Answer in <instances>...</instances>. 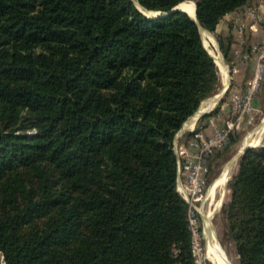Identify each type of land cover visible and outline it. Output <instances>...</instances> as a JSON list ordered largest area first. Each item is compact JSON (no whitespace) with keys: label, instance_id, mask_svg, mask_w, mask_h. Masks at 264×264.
Listing matches in <instances>:
<instances>
[{"label":"trees","instance_id":"1","mask_svg":"<svg viewBox=\"0 0 264 264\" xmlns=\"http://www.w3.org/2000/svg\"><path fill=\"white\" fill-rule=\"evenodd\" d=\"M186 1L0 0V264H193L174 138L220 88L201 29L233 67L216 28L253 0L142 12ZM227 188L223 236L264 264V146Z\"/></svg>","mask_w":264,"mask_h":264},{"label":"built area","instance_id":"2","mask_svg":"<svg viewBox=\"0 0 264 264\" xmlns=\"http://www.w3.org/2000/svg\"><path fill=\"white\" fill-rule=\"evenodd\" d=\"M243 10L240 21L231 24L235 31L232 41L235 44L243 43L247 30L259 33V24L264 22V10L257 11L259 10L257 7ZM233 54L236 65H250L251 74L242 89L233 88L231 83L225 87L223 96L228 97V101L226 106L216 114L221 124L217 125L210 121L209 131L197 127L192 130V135L183 144L174 143L173 148L177 161L176 188L182 200L187 204L193 264H208L201 216L208 191L206 180L210 160L216 152L227 147L233 135L243 132L253 124L257 111L256 97L264 77V40L251 44L245 52L233 50ZM232 72L236 73L237 68L232 69Z\"/></svg>","mask_w":264,"mask_h":264},{"label":"rangeland","instance_id":"3","mask_svg":"<svg viewBox=\"0 0 264 264\" xmlns=\"http://www.w3.org/2000/svg\"><path fill=\"white\" fill-rule=\"evenodd\" d=\"M183 3L195 4L194 0H188V1L183 2ZM258 4H259V6H258ZM254 7L259 8V10H257V11L264 10V0H261V1L260 0H253V2L251 3V6L247 7L246 10H248V9L251 10ZM180 8H181V6H180ZM146 13H148V12H146ZM242 13H244V10H240V11L235 12L233 15V19H231L229 17H227V18L229 21H231L230 22L231 24L232 23H238L240 21V17H241ZM259 29H260L259 33L251 31V32H254V36H251L253 38L252 40H250L251 37H249L245 42L243 41L242 44H235L233 42L232 43L233 44L232 49L233 50L237 49V50H240L242 52H245L249 49V46L251 44L257 43V42H263V40H264V22H260ZM247 31H249V30H247ZM247 31H246V33H247ZM233 34H235L234 30H233ZM245 39H246V34H245ZM205 40L207 41V44H208L207 46L205 45L203 39H202V42L206 46L205 47L206 50L209 52V50L213 51L212 49H214L212 54L211 53L210 54L213 57V59L215 60L213 54L218 55L217 52H219L215 37L212 34H210L208 37L207 36L205 37ZM233 50L231 52V55L233 56V61L235 62L236 59H235V56L233 54ZM221 80H222V77H221ZM223 99L226 102L228 101V97H226V96H223ZM255 104H256L255 106H256L257 111H256V114L254 116L253 124L251 126H249L248 128H246L243 132L239 133L237 143L235 145L230 146L228 153L222 155V157H219V158L214 156L211 159V161L209 163V175H208L211 178V181H210V184L208 185V188H207L208 191L212 185V182H214V179L217 178L221 174V172L223 171V169L226 166H229V170H230L229 171V177H228L229 179L236 172L240 157L242 155V154H240V151L243 147L248 146V145L251 146L250 148H256V147L264 146V126H263V124H264V77L261 81L260 89L257 93ZM262 126H263V130L260 129V127H262ZM259 136H260V140H258V142L256 143V140ZM220 190H217L216 193H217V197L219 195H222L221 204H220L217 212H215V213L213 212L214 214H212L209 218V219H211V220H209L210 231L214 234V237L216 238L218 244L224 250L229 263L230 264H237V255L235 253V250H234L233 246L229 242H227L223 236L224 231H225V221L220 214V209H221L222 204L224 202H227L230 199V191L227 188V183H226L225 187L223 188V190L222 189H220ZM208 205H209L208 201L206 200L203 203V209L202 210H206L208 208ZM204 215L205 214H203V212H202L201 222H202L203 226H204V218H203ZM205 247H206V240H205ZM207 262H208V264H213L208 259H207Z\"/></svg>","mask_w":264,"mask_h":264},{"label":"crops","instance_id":"4","mask_svg":"<svg viewBox=\"0 0 264 264\" xmlns=\"http://www.w3.org/2000/svg\"><path fill=\"white\" fill-rule=\"evenodd\" d=\"M234 13L235 12L226 15L220 21V23L217 25V28H216L217 33L223 35L224 37L231 36L232 41H233V37H234L233 28L231 27V23H230L231 21H229L227 17L233 19ZM207 33L209 35L212 34L210 32H207ZM251 36H254V32H251L250 30L247 31L246 40ZM252 39L253 38L251 37L250 40H252ZM215 40H216V38H215ZM216 43H217V46L219 49L218 42L216 41ZM212 50L214 51V49H212ZM217 53L219 54V56L221 58L220 61L222 62L223 66L225 68L226 75L224 73H222V71H220V69L217 67L219 75H220V82H221L220 88L216 91V93L213 96H211L207 100L203 101L201 103V105L199 106L198 110L191 117H189L185 121V123L182 125L181 129L179 130V132L176 134V136L174 138V143H176L178 145L183 144L186 141V139L188 138V136L190 135V133L192 132V130L197 128V127H201L202 129L209 131L210 130V121L214 122L217 125H220L221 120H220V118H218L216 116V114L220 112L222 107L226 106V101H224V99H223V92L225 91V87L229 83H231L233 88L242 89L244 84H245V81L248 79V77L251 74L250 65L239 66L238 64L237 65L235 64L236 62H234V66L230 67L225 62L220 49H219V52H217ZM231 57L233 58L232 55H231ZM235 67L237 68V72L233 73L232 69H234ZM221 77H222V80H221ZM258 140H260V136L257 138L256 143L258 142ZM214 183H215V181L212 182L210 189L212 188ZM220 204H219V206H220ZM219 206L213 211L214 213L217 212V210L219 209ZM208 208L210 209V207H208ZM208 208L206 210H202L203 214L207 213V211L209 210ZM214 213H212V214H214ZM203 218H204V225L206 223V225H205L206 235L207 236L211 235L212 238H214V240L217 242L216 238L214 237V234L210 231V224H209L208 220L205 221V215Z\"/></svg>","mask_w":264,"mask_h":264},{"label":"bare ground","instance_id":"5","mask_svg":"<svg viewBox=\"0 0 264 264\" xmlns=\"http://www.w3.org/2000/svg\"><path fill=\"white\" fill-rule=\"evenodd\" d=\"M180 6H181V8H180ZM179 8L182 9L183 11L187 12L192 17H194L195 4L182 3L181 5H179ZM149 14H155V13L149 12ZM206 36H209V34L206 31L201 30V37L204 40L205 45L207 46L208 44H207V41L205 40ZM205 45H204V47H206ZM212 52L213 51L209 50V53L212 54ZM213 55H214L215 63L217 65V67L220 69V71H222V73H224L226 75V71H225V68H224L222 62L220 61L221 58H220L219 54L218 55L213 54ZM263 126H264V124H263ZM263 126L260 127L261 130H263ZM248 146H250V145H248ZM245 147H247V146H245ZM229 171H230L229 166H226L223 169V171L221 172V174L218 177L216 176L217 178L214 179V181H215L214 185L207 192L206 200L208 201V204H209L208 207H210V209L208 208L209 210L205 214V221L208 220V222H209L210 215L213 213V211L221 203L222 195H219L217 197L216 192H217V190H220V189L223 190V188L225 187L227 180L229 179L228 178L229 177ZM205 225H206V223H205ZM205 225H204V239L206 240V247H205L206 248L205 249L206 258L210 262H212L213 264H230L224 250L220 247V245L214 240V238H212L211 235H209V236L206 235Z\"/></svg>","mask_w":264,"mask_h":264},{"label":"water","instance_id":"6","mask_svg":"<svg viewBox=\"0 0 264 264\" xmlns=\"http://www.w3.org/2000/svg\"><path fill=\"white\" fill-rule=\"evenodd\" d=\"M175 11H181V12H184V13H186L193 21H195L196 22V3H195V12H194V17H192L191 15H189L187 12H185V11H183L182 9H180L179 8V5L178 6H176L171 12H169V13H166V14H162V13H155L154 15L153 14H149V12L148 13H146L144 10H142V12L146 15V17L147 18H150V19H157V18H164V17H166V16H169V15H171V14H173ZM202 30V29H201ZM204 46V45H203ZM205 48V47H204ZM206 49V48H205ZM215 62V61H214ZM216 64V63H215ZM251 146H247V147H243L242 149H241V151H240V154H243L248 148H250ZM239 154V155H240ZM228 181V180H227Z\"/></svg>","mask_w":264,"mask_h":264}]
</instances>
